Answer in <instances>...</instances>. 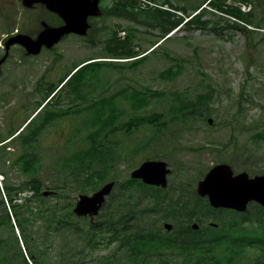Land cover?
Listing matches in <instances>:
<instances>
[{"label": "rangeland", "instance_id": "obj_1", "mask_svg": "<svg viewBox=\"0 0 264 264\" xmlns=\"http://www.w3.org/2000/svg\"><path fill=\"white\" fill-rule=\"evenodd\" d=\"M128 1L130 2L102 0V14L92 19L87 35L69 34L54 47L43 49L38 55H27L20 45L11 48L12 55L3 65V77L0 79V96L5 101L0 103V140L9 135L2 129L4 127L1 117L3 114L11 115L16 103L21 104V114L20 118L14 117L15 129L43 102L49 87L52 84L57 85L76 63L90 57H99L98 60L112 61L115 66H102L99 70L101 79L93 82L92 85L97 89L92 90L91 95H95L93 98L114 95L117 98L116 106L124 112L122 120L136 113L125 98L133 89L163 91L166 94L154 99L150 107L138 111L142 115L152 110H167L170 98L176 92L194 95L209 92L210 87L214 90L209 116L212 123H209V120L199 121L181 126L179 131L176 130L178 126L169 125L163 132L161 141L144 148L136 155L138 158L118 160L116 168L108 176L109 180L117 178L123 182L135 167L147 159H164L169 163L172 172L168 175V182L173 186L182 184L185 180L194 182L197 176L202 178L213 165L220 162L231 164L236 172L245 170L251 175L263 174L264 140L255 141L253 135L264 127V0H249L247 3L239 0L220 1V4L239 7L243 12H252V22L247 25L252 31L244 30L243 23L241 27L233 28L231 26L235 24L234 19L226 20V14L207 9L204 18L211 19L210 25L183 26L179 30H173L165 41L161 40L162 30L159 27L145 26L124 13V8L129 5H123ZM168 2L173 8L171 5H166L165 8L182 16L184 12L181 8L187 7L188 13L194 15L198 12L195 6L204 0ZM42 21L50 25L60 23L57 15L48 11L42 4L28 8L23 5L22 0H0V56L4 53L6 39L17 33H27L35 37L43 27ZM157 41H163L162 45L148 53L145 60L137 63L132 58L108 57L111 55L106 52L108 46H114L119 51L131 45L134 50L144 55L145 51L154 48L153 44ZM176 63L181 64L176 76L170 77V74L164 73V70ZM61 87L57 97L46 106V110L62 112L73 104L72 94L68 93L70 85ZM84 88L86 89V86ZM91 100L94 101L89 99ZM89 101L79 99L77 103L82 107L93 103ZM44 109L41 112H44ZM36 114L34 113L28 122ZM85 117L83 112L57 119L39 136L35 150L40 162L38 177L43 183L44 191L53 190L57 191V194L34 199L31 204L33 209L40 203L45 208L61 204L67 205L66 211L69 215L68 204H75L79 199L82 192L71 183L64 162L70 153L87 142L88 130L83 123ZM38 119L35 118L32 125ZM150 128L149 125H143L131 135L118 133L114 137L120 141L118 152L131 150L149 136ZM4 145L11 148L6 149V158L0 160V168L7 174L0 172V181L2 180L3 185L8 181L15 186H21L27 176L21 172L19 166L14 167L12 164L19 152H22V143L17 137ZM137 159L138 164L134 165ZM197 182L194 183L195 186ZM24 190L22 195H29L30 192ZM94 191L96 190L84 193L91 194ZM5 203L9 207L8 202ZM113 203V200L107 198L98 215L77 216L78 227L82 226L81 228L87 230L89 223H103L104 227L105 215L114 211L111 208ZM34 210L38 213L39 208ZM254 212L253 208L248 214ZM24 214L29 218L34 217L30 211ZM221 214L210 213L206 225L215 222ZM12 223L14 232L20 238L17 221L12 219ZM44 225V220L39 218L33 221L30 229L39 248L44 247ZM158 226L166 231L172 230L165 228L164 224L159 223ZM53 236L50 243L46 242L49 251L48 264H61L64 261L78 264H102L105 261L129 264L127 248L120 245L119 240L110 241L109 233L99 231L96 236L99 243L95 245H87L85 237H79L69 228H57ZM20 246L24 248L23 243H20ZM257 250L256 247H248L245 252L247 257L241 260L240 264H253L258 260L260 262L262 258Z\"/></svg>", "mask_w": 264, "mask_h": 264}, {"label": "trees", "instance_id": "obj_2", "mask_svg": "<svg viewBox=\"0 0 264 264\" xmlns=\"http://www.w3.org/2000/svg\"><path fill=\"white\" fill-rule=\"evenodd\" d=\"M220 1L204 0L203 3L195 6L198 12L194 15L188 13L187 7L181 8L184 15L175 14L165 8L166 5H171L168 0H130L123 5H129L123 11L140 24L159 27L162 30L161 40L163 41L171 36L168 35L173 30H179L183 26L207 27L210 25L211 19L204 18L208 12L207 9L226 14V20L234 19L235 24L231 26L233 28L241 27V23H243L244 30L252 31L247 26L252 22V12H243L239 7L220 4ZM239 1L247 3L249 0ZM170 7L173 8L172 5ZM162 42H155L154 48L151 51H145L144 55L134 50L131 45L124 49L121 46L122 50L119 51L114 46H108L106 52L111 55L108 57L132 58L137 63L145 60L148 53L160 47ZM98 59L99 57H90L76 63L57 85L52 84L49 87L43 102L24 123L9 132L8 137L15 135L16 131H19L34 113L36 114L40 110L17 134L23 149L12 165L19 166L27 179L21 186H15L5 181L3 187L8 192L10 203L14 201V193L24 189L35 191L36 199H40L44 195L43 183L38 177L40 162L35 150L43 130L57 119L85 112L86 117L83 123L88 130L87 142L70 153L64 162V168L70 174L71 183L82 193L88 190H97L102 183L107 182L109 174L116 168L119 161L137 157L136 155L141 153L144 148L161 141L163 132L169 128V125L178 126L176 130L179 131L181 126L209 120L214 91L212 87L209 92L194 95L176 92L170 98L167 110H152L144 115L139 114L138 111L150 107L154 99L166 94L163 91L147 92L133 89L132 93L125 98L129 100L136 113L122 120L124 112L116 106L117 98L114 95L107 98H93L95 95H91L92 90L97 89L92 85L93 82L101 79L99 70L102 66H115L112 61ZM179 66H181L180 63L171 65L164 70V73L170 74V77L176 76ZM67 84L71 87L68 91L72 94L73 104L71 107L62 112L46 110V106L57 97L59 87L63 88ZM79 99L88 101L94 99V101L91 100L89 102L93 103L79 107L77 103ZM43 108H45L44 112H41ZM35 118L39 119L32 125ZM143 125L151 126L149 136L137 143L131 150L119 153L120 141L114 137L118 133L131 135ZM253 139L258 142L264 140V127L259 133L253 135ZM138 161L137 159L134 165ZM173 171L176 175L175 170ZM0 172L6 174L2 168H0ZM200 178L197 176L194 182L193 180H188V182L182 180V184L177 183L175 186L170 183L167 188L147 185L130 176L123 182L117 178L113 179L116 186L108 199L113 200L111 208L114 211L105 215L104 227L103 223L102 225L89 223L87 230L81 228L82 226L78 227L79 224L76 220L78 217L73 210L74 203L68 204L69 215L66 211L67 205L62 206L61 204L45 208V212L50 214L48 221L55 224V229L58 227L63 230L73 229L79 237H85L87 245L99 243L96 241L99 231L109 233L110 241L119 240L120 245L127 248L129 264H240L241 260L247 257L245 252L248 247H256L257 251L264 250V208L257 203H251L248 211L255 209L251 215L248 212L242 213L231 209H215L209 204L207 198L200 197L196 193L194 183ZM29 203L26 201L23 204L26 206L19 205L18 207L13 203L14 213L22 217L19 218L18 226L23 232L27 231V222L23 216L26 211L37 214L39 218L44 216L42 210L36 213ZM6 212L7 219H4L2 223H5V227L15 233L12 219L15 221L16 218L13 214L10 215L7 208ZM213 212L222 213L214 222L217 225L211 223L206 225L208 216ZM169 221L173 222L171 231H166L158 226L159 223L164 224ZM196 221L199 222L198 229L192 227ZM71 264H78V262ZM102 264L122 263L105 261Z\"/></svg>", "mask_w": 264, "mask_h": 264}, {"label": "water", "instance_id": "obj_3", "mask_svg": "<svg viewBox=\"0 0 264 264\" xmlns=\"http://www.w3.org/2000/svg\"><path fill=\"white\" fill-rule=\"evenodd\" d=\"M101 0H22L23 5L31 8L42 4L45 8L57 14L62 20L61 25H50L42 21V29L33 37L27 33H17L9 37L6 43L7 52L0 59L1 66L9 55L11 45L22 46L27 55H38L45 47L50 49L58 44L65 36L77 34L85 36L91 27L89 17L102 14ZM209 123L212 119L209 118ZM172 172L169 163L163 159H147L131 171L133 179H140L145 184L167 188L168 175ZM115 181L103 184L91 194H80L74 207L77 216L97 215L106 198L112 193ZM196 192L201 197H207L213 208L234 209L246 212L249 204L256 202L264 208V174L251 176L247 171L235 173L233 166L226 162L213 165L197 182ZM165 228L172 229L169 222ZM199 225L193 224L197 229ZM63 264H71L65 262Z\"/></svg>", "mask_w": 264, "mask_h": 264}, {"label": "flooded vegetation", "instance_id": "obj_4", "mask_svg": "<svg viewBox=\"0 0 264 264\" xmlns=\"http://www.w3.org/2000/svg\"><path fill=\"white\" fill-rule=\"evenodd\" d=\"M100 6L102 8V0L100 2ZM93 18L94 17H89V22H91ZM58 19H60V23L58 25L63 24V20L59 16H58ZM13 46H15V45H11L10 50H9V55H8L7 59L5 60V62L1 66L0 79L3 77V65L10 59V57L12 55L11 48ZM6 52H7L6 43L4 42V53L0 56V59L2 58V56ZM0 99H1L0 103H1V101H2V103L5 102V101H3L2 96H0ZM20 106H21V104L16 103L15 104V110L11 115L3 114V116L1 117L2 126L4 127L2 129H4L5 132H8V134L11 130L15 129L16 125H15L14 117L20 118V114H21ZM23 127H21L19 129V131H16V134H18L22 130ZM0 129H1V127H0ZM16 129H17V127H16ZM16 134L12 135L10 137H8L9 136L8 135L3 140H0V159L6 158L7 153L5 151L7 148L8 149L11 148V147L5 146L4 143L12 140L13 138H17L19 135H16ZM19 151H21V150H19ZM23 193H24L23 191L15 192L14 193V201L12 203L9 202V205H8L9 207H7L5 201L3 200L4 199L3 197L5 194V197L8 198V192L6 190H4V193H3L0 189V264H48L49 263V259H48L49 251L47 250L46 242L50 243L51 240L54 238L53 234H54V230H55V224L54 223L52 224L48 221L50 214L48 215V213L45 212V206L42 203H40L39 206H35L34 209L37 210L39 208V210L43 211V215H44L43 217H40V219H43L45 222L44 234L42 236V238L44 240V242H43L44 247L43 248L37 247V245H36L37 242H35L34 238L31 235V232H30L33 221H36L39 219V217H37V214H34V217L32 216L30 219H28L29 217L27 218L25 216V214H23V216L25 217L26 222H27L26 223L27 224L26 225L27 231L23 232L22 229L19 227V231H20V235H21L20 238H18L16 233H13L10 229H7L5 227L6 226L5 223H2L4 219H7V212H6V208H7V209H10L11 212L9 211V213H11V215L13 214V216L16 218L15 221H17V224H18L19 218H22V217H20V215L17 216V214L14 213L13 203L16 204L18 207L19 205H23L24 203H26V201H29L30 205L29 204L28 205L31 206L32 200L36 199L35 191L32 190V192L29 195H27L26 198H23V200L21 202L17 201L16 198ZM54 194H55V191H53V190H45L43 196H48V195L53 196ZM23 206H26V205H23ZM31 207L33 208V206H31ZM58 228H60V227H58ZM60 230H61V228H60ZM20 243H23L24 248H22V246H20ZM258 253H259V257L261 256L260 258H262V260L260 262H259V260L255 261V263L264 264V250H259ZM64 262H68V261H64Z\"/></svg>", "mask_w": 264, "mask_h": 264}]
</instances>
